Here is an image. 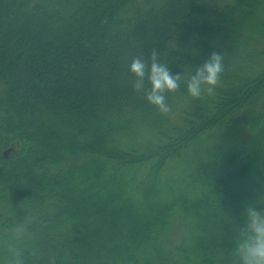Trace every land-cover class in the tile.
<instances>
[{
    "label": "trees",
    "instance_id": "trees-1",
    "mask_svg": "<svg viewBox=\"0 0 264 264\" xmlns=\"http://www.w3.org/2000/svg\"><path fill=\"white\" fill-rule=\"evenodd\" d=\"M153 49L185 81L220 53L215 95L182 82L160 114L130 71ZM249 206L264 208V0H0V241L28 216L25 264H238Z\"/></svg>",
    "mask_w": 264,
    "mask_h": 264
},
{
    "label": "clouds",
    "instance_id": "clouds-1",
    "mask_svg": "<svg viewBox=\"0 0 264 264\" xmlns=\"http://www.w3.org/2000/svg\"><path fill=\"white\" fill-rule=\"evenodd\" d=\"M134 74L133 88L162 115H168L171 107L167 102V94L175 93L186 83L188 95L194 100L201 99L205 94L214 96L225 71L223 56L212 52L210 57L195 68L194 74L185 81L183 73L173 74L171 69L159 60L155 49L148 59L134 57L130 64ZM150 87L145 86V82ZM245 224L237 227L238 235L233 255L238 264H264V208L257 210L249 206L245 212ZM32 220L25 216L6 231L5 238L0 241V257L2 264H25V256L31 237ZM47 264H57L55 256H49Z\"/></svg>",
    "mask_w": 264,
    "mask_h": 264
},
{
    "label": "rangeland",
    "instance_id": "rangeland-1",
    "mask_svg": "<svg viewBox=\"0 0 264 264\" xmlns=\"http://www.w3.org/2000/svg\"><path fill=\"white\" fill-rule=\"evenodd\" d=\"M104 146H106V147H111L112 145H104ZM104 178H105V175L103 176ZM235 186H236V184H234ZM230 186V185H229ZM109 188H112L113 187V185L112 184H109V186H108ZM224 187H226V186H224ZM248 189V188H247ZM246 189V190H247ZM251 189H254V187H249V190H251ZM125 196V195H124ZM124 196H122V197H124ZM218 197L220 198V196L218 195ZM217 198H212V199H209V201H208V203H207V210H206V215H207V220H208V222H210V224L211 225H213L214 226V228H216V226H218V225H220V224H222V223H224V224H226V230H224V232H222V230H221V227L219 228V232L222 234V235H220L219 236V238H221V239H226V238H228L229 239V236H230V234H229V232L227 231V227L228 226H230V228H231V225H232V227H234L233 226V221H232V219H229V220H227L228 218H230L229 217V215H230V212H228V213H226L225 211L224 212H222L221 214H218L217 213V211H216V208L215 207H218L219 206V204L217 203ZM123 204L127 207V205L128 204H126V202H123ZM216 205V206H215ZM125 206H124V208H125ZM123 209V208H122ZM100 213H101V211H99ZM122 213V212H121ZM97 217V216H96ZM114 219V218H113ZM102 221V220H101ZM121 221V220H120ZM104 223H109V222H105V221H103ZM110 224V223H109ZM216 224V225H215ZM118 225V224H117ZM212 226V227H213ZM206 233H208V235L209 236H211V237H213L214 238V233H213V231H207Z\"/></svg>",
    "mask_w": 264,
    "mask_h": 264
},
{
    "label": "water",
    "instance_id": "water-1",
    "mask_svg": "<svg viewBox=\"0 0 264 264\" xmlns=\"http://www.w3.org/2000/svg\"><path fill=\"white\" fill-rule=\"evenodd\" d=\"M11 150H12V147L6 148L4 151V154L8 155L11 152Z\"/></svg>",
    "mask_w": 264,
    "mask_h": 264
}]
</instances>
